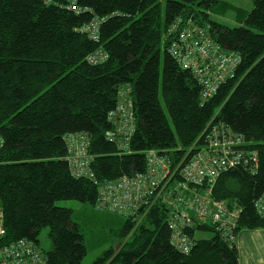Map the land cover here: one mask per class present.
<instances>
[{
	"label": "trees",
	"instance_id": "trees-1",
	"mask_svg": "<svg viewBox=\"0 0 264 264\" xmlns=\"http://www.w3.org/2000/svg\"><path fill=\"white\" fill-rule=\"evenodd\" d=\"M227 6L237 26L210 18ZM181 18L209 26L214 41L241 59L234 77L207 101L194 74L168 52L169 29ZM95 19L101 20L97 42L84 31ZM97 49L107 60L92 65L87 58ZM125 87L131 88L136 115L132 154H120L108 139L114 133L108 116ZM219 123L244 137L260 162L256 173L240 166L223 173L214 196L241 206L235 236L243 229L264 230V215L254 207L264 194V0H253L247 14L223 0H0L5 242L33 241L47 264H84L85 237L73 210L58 202L93 206L95 183L144 172L150 149L182 148L175 153L179 161L193 145L208 143L211 124ZM77 133L91 138L97 182L71 174L66 137ZM123 219L121 247L94 264H240L237 241L226 240L216 225L188 229L195 243L184 254L171 243L168 214L160 204L140 223ZM45 229L50 251L40 244ZM197 231L214 235L196 239Z\"/></svg>",
	"mask_w": 264,
	"mask_h": 264
},
{
	"label": "built area",
	"instance_id": "built-area-1",
	"mask_svg": "<svg viewBox=\"0 0 264 264\" xmlns=\"http://www.w3.org/2000/svg\"><path fill=\"white\" fill-rule=\"evenodd\" d=\"M48 2L49 0H45ZM101 20L95 19L84 31L99 41ZM177 32L172 47V34ZM168 51L177 63L191 71L201 85L204 101L217 94L219 88L234 77L241 63L239 55L226 51L214 41L209 26L198 25L182 18L169 29ZM107 54L97 49L88 56L92 65H101ZM117 105L109 113L114 133L108 139L116 142L120 154H132L131 140L136 132V115L131 88H121ZM209 141L203 146L193 145L185 158L175 161L177 148L172 152L150 149L145 152L146 169L142 173L124 175L116 180L95 183L98 188L93 205L96 211L118 214L125 219L142 222L149 211L160 204L168 214L172 230V245L184 254L191 252L194 238L187 230L200 224L216 225L230 243L237 241L241 206L233 201L219 200L214 190L221 175L240 166L250 173L259 168V155L242 136L225 124H211ZM67 162L75 178H94L90 153L91 138L85 134L66 137ZM4 143L0 136V149ZM259 216L264 215V194L255 202ZM4 213L0 206V264H47V255L33 241L20 239L5 242Z\"/></svg>",
	"mask_w": 264,
	"mask_h": 264
},
{
	"label": "rangeland",
	"instance_id": "rangeland-1",
	"mask_svg": "<svg viewBox=\"0 0 264 264\" xmlns=\"http://www.w3.org/2000/svg\"><path fill=\"white\" fill-rule=\"evenodd\" d=\"M223 1L226 2V4L228 3L229 5L241 8L245 14L249 13L253 9V0ZM228 8L229 6L225 7L224 10H221L220 7H218L216 13H210V18L231 27L237 26L238 22L236 20V14L232 10L228 11ZM162 11H164V2L162 4ZM185 20L187 19L182 18V23ZM177 34L179 33L174 32L171 36L172 47ZM164 109L166 111L165 107ZM58 206L67 207L73 210V219L85 237L87 255L84 258V264H94L98 257L107 251H117L124 242V237L121 233L124 226V219L118 214L108 213L107 211H96L93 206L85 205L73 200L59 201ZM48 234L49 230L45 229L40 236L41 247L46 251H50L52 249V244ZM213 235L214 233L210 231H197L195 238L210 239ZM130 237L131 236L129 235L128 238Z\"/></svg>",
	"mask_w": 264,
	"mask_h": 264
},
{
	"label": "crops",
	"instance_id": "crops-1",
	"mask_svg": "<svg viewBox=\"0 0 264 264\" xmlns=\"http://www.w3.org/2000/svg\"><path fill=\"white\" fill-rule=\"evenodd\" d=\"M240 264H264V230L243 229L237 235Z\"/></svg>",
	"mask_w": 264,
	"mask_h": 264
}]
</instances>
